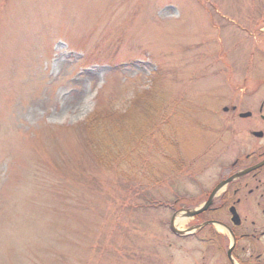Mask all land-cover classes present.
I'll return each instance as SVG.
<instances>
[{
    "label": "rangeland",
    "instance_id": "1",
    "mask_svg": "<svg viewBox=\"0 0 264 264\" xmlns=\"http://www.w3.org/2000/svg\"><path fill=\"white\" fill-rule=\"evenodd\" d=\"M256 27L264 0H0V264H203L168 220L241 146L220 106L264 77Z\"/></svg>",
    "mask_w": 264,
    "mask_h": 264
},
{
    "label": "flooded vegetation",
    "instance_id": "2",
    "mask_svg": "<svg viewBox=\"0 0 264 264\" xmlns=\"http://www.w3.org/2000/svg\"><path fill=\"white\" fill-rule=\"evenodd\" d=\"M248 36L257 38L253 40L259 48V39L264 42L263 27H256ZM252 82L264 85V77L227 75V92L220 111L233 117L230 114L220 124L230 129V133L225 132L227 140L228 134L240 135L241 146L229 161L230 151L219 155L215 172L202 190L195 189L201 193L191 197V212H196L201 205L204 210L188 217L189 233L185 236L192 239L194 250L201 252L203 264H264V97L257 96L259 90ZM235 117L246 120L243 122L244 128L248 127L246 133L244 128L235 129ZM243 134L251 136L253 142L244 144ZM181 209L182 206L175 212Z\"/></svg>",
    "mask_w": 264,
    "mask_h": 264
},
{
    "label": "trees",
    "instance_id": "3",
    "mask_svg": "<svg viewBox=\"0 0 264 264\" xmlns=\"http://www.w3.org/2000/svg\"><path fill=\"white\" fill-rule=\"evenodd\" d=\"M83 126V130L85 132V141L89 145L92 146V149L95 150L96 148V142H95V133H97V129L99 130V126L97 125V118L94 113H91L89 116L85 118V120L81 124ZM103 136V135H102ZM101 136V137H102ZM104 145V143L102 144ZM111 151V146H105L104 152L107 153ZM95 158H98L97 154H94ZM96 158V160L101 164V166L108 168V164L106 165V162L102 159L101 156H99V160Z\"/></svg>",
    "mask_w": 264,
    "mask_h": 264
},
{
    "label": "bare ground",
    "instance_id": "4",
    "mask_svg": "<svg viewBox=\"0 0 264 264\" xmlns=\"http://www.w3.org/2000/svg\"><path fill=\"white\" fill-rule=\"evenodd\" d=\"M182 215L183 214H178L174 218V224L177 229H180V226H182V223L185 221V218Z\"/></svg>",
    "mask_w": 264,
    "mask_h": 264
},
{
    "label": "water",
    "instance_id": "5",
    "mask_svg": "<svg viewBox=\"0 0 264 264\" xmlns=\"http://www.w3.org/2000/svg\"><path fill=\"white\" fill-rule=\"evenodd\" d=\"M204 210V207H202L201 209H199V211H196V212H186V215L187 216H191V215H193V214H196V213H198V212H200V211H203ZM172 226V225H171Z\"/></svg>",
    "mask_w": 264,
    "mask_h": 264
}]
</instances>
